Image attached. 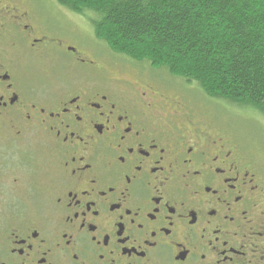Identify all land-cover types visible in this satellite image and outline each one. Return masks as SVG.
I'll return each instance as SVG.
<instances>
[{
    "label": "flooded vegetation",
    "instance_id": "flooded-vegetation-1",
    "mask_svg": "<svg viewBox=\"0 0 264 264\" xmlns=\"http://www.w3.org/2000/svg\"><path fill=\"white\" fill-rule=\"evenodd\" d=\"M37 2L0 0V264H264L251 142L163 71L68 45ZM27 59L77 73L32 85Z\"/></svg>",
    "mask_w": 264,
    "mask_h": 264
},
{
    "label": "trees",
    "instance_id": "trees-1",
    "mask_svg": "<svg viewBox=\"0 0 264 264\" xmlns=\"http://www.w3.org/2000/svg\"><path fill=\"white\" fill-rule=\"evenodd\" d=\"M54 1L92 13L96 41L112 53L194 87L208 104L264 118V0Z\"/></svg>",
    "mask_w": 264,
    "mask_h": 264
},
{
    "label": "rangeland",
    "instance_id": "rangeland-1",
    "mask_svg": "<svg viewBox=\"0 0 264 264\" xmlns=\"http://www.w3.org/2000/svg\"><path fill=\"white\" fill-rule=\"evenodd\" d=\"M46 3V11L50 14L48 16L49 23L53 27V31H58V34L64 35V39L66 43L75 48L82 47L85 50H94L98 53L102 52V59L107 61L108 56L107 48L102 44L96 45L95 41V33H94V24L95 20L94 15L91 13L88 14V18L81 17L79 15L68 12L67 10L61 8L56 1L54 0H43ZM37 6L39 2L35 0ZM104 51V52H103ZM109 51V50H108ZM110 52V51H109ZM106 53V54H104ZM27 61V62H26ZM28 64V69L31 71L28 72V78L32 81V85L38 83H44L42 76L47 72V77L50 79L52 84H56V82H67L70 74V70H73L72 75H75L77 72L74 67L71 65L68 67V62L63 65V69H59L57 63L51 67V69H47L46 65L40 66L38 69V64L32 60L27 59L24 60ZM47 69V71H45ZM128 74V72H122ZM121 73V74H122ZM169 75V74H168ZM68 77V78H67ZM53 78V79H51ZM170 79L174 82H177L176 79L170 76ZM173 85L171 84V95L174 98L182 97L184 99L185 104L188 107H192L193 109H199L204 116L210 117L208 114H211L212 120L223 129H226L231 132L238 131L239 135H242L246 140L250 141L251 144L246 142L245 146L250 150L252 154H254L258 159H262L264 161V118L259 114L246 113L244 115L239 114V112H233L232 106L223 104L224 106L221 108L216 107L215 103L208 104L204 100H200L203 95L197 94L198 92L194 87H184L181 85ZM185 88V89H184ZM205 103H203V102ZM40 157L41 155L38 154Z\"/></svg>",
    "mask_w": 264,
    "mask_h": 264
}]
</instances>
